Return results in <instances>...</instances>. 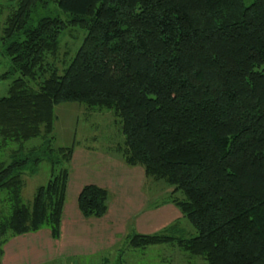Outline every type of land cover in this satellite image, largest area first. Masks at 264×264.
<instances>
[{
    "label": "trees",
    "instance_id": "16d2710c",
    "mask_svg": "<svg viewBox=\"0 0 264 264\" xmlns=\"http://www.w3.org/2000/svg\"><path fill=\"white\" fill-rule=\"evenodd\" d=\"M54 3L50 14L46 0H17L2 25L0 79L11 81L0 96V146L12 147L0 161V254L15 234L59 235L73 145L51 146L53 107L75 102L113 111L123 161L168 185L158 204L170 201L193 229L174 219L126 234L128 246L175 244L204 264H264V0ZM70 27L84 31L73 56L61 72L45 67ZM39 72L47 74L31 83ZM34 137L40 145L26 148ZM41 161L48 178L24 202L22 175ZM106 200L93 183L75 198L83 217L101 216Z\"/></svg>",
    "mask_w": 264,
    "mask_h": 264
},
{
    "label": "rangeland",
    "instance_id": "374dc122",
    "mask_svg": "<svg viewBox=\"0 0 264 264\" xmlns=\"http://www.w3.org/2000/svg\"><path fill=\"white\" fill-rule=\"evenodd\" d=\"M16 1L0 0V36L2 34V25L4 24L5 17L12 10L11 7L15 6ZM46 2L48 13L56 14L58 11L56 10L54 0H46ZM244 2L248 3L249 0H244ZM83 34L84 31L78 28L70 27L65 29L60 35V42L55 52L53 54H45L41 64L46 67V63L48 62L54 66L57 72H61V69L73 56ZM4 60L1 54L0 73L5 69V64H3ZM46 74V72L36 73L34 79L30 82L35 84L36 81H40ZM10 81L11 78L8 77L0 79V96L8 94ZM53 114L55 119L53 121L51 146L73 145L72 154L67 164L68 181L66 182L67 189H65L62 212L64 211V207L66 210V206L74 200L77 184L75 182L88 180L91 175H88V171L93 170L95 166H106V171L110 169L111 175L114 176L113 178L118 177V179H112L110 181L111 183H109L110 187L106 188V208L109 207L115 197H124L125 200L122 202L124 218L122 220L123 223H121L123 227L121 230L123 231L115 236L113 244L97 253L81 254L76 252L75 256H71L69 252H64L62 255L57 256V259L45 258L41 264H112L113 262L114 264H187L191 260L194 261V264H204L199 258L191 259L188 254L178 249L175 244L152 245L141 249L133 248L131 250L128 249L126 252L122 250L121 252H123L122 255L125 257V262L123 260L121 263H118L117 259L121 255V252L119 253V249L122 247L121 245L124 243L127 246L125 237L121 238L119 236L125 235L130 226L137 224L139 221L145 225L153 220L157 214L163 215L169 213L166 207L170 208L173 206L176 209L175 211L179 213L178 209L170 201L163 205L158 204V202L162 201L165 194H168L170 187L162 180L154 181L150 177H146L141 166H130L123 161L120 151H118L122 145L118 118L113 114L111 109L96 106L88 107L75 102H65L55 105L53 107ZM40 142V137H34L26 140L24 146L31 148L39 146ZM10 147L0 146V161L6 159ZM101 163L103 164L101 165ZM99 172L101 173V171ZM48 173L49 165L45 161H41L34 174L29 176L24 173L22 175L21 198L24 202L28 203L31 200L36 186L46 182ZM119 177L124 179L122 181L125 185L123 187L124 189L119 188L121 182ZM110 188L113 190H110ZM173 197L180 198V195L176 193L173 194ZM153 204H158V206ZM74 206L75 210H77L75 200ZM6 207L0 195V213H5ZM62 212L60 221L64 218ZM106 214L108 213L106 212ZM169 215L171 214L169 213ZM171 217L175 218L173 215ZM91 218L99 217L91 216ZM106 219H109V215ZM135 219H137V223ZM176 219L179 220V225L185 233L187 232L189 234L193 231L192 227L184 219L179 216ZM168 224H170L169 221L165 223H161L160 221L159 225L161 226L159 229L166 227ZM53 246L56 247L54 244ZM23 264H29V262L25 261Z\"/></svg>",
    "mask_w": 264,
    "mask_h": 264
},
{
    "label": "crops",
    "instance_id": "0c3cea01",
    "mask_svg": "<svg viewBox=\"0 0 264 264\" xmlns=\"http://www.w3.org/2000/svg\"><path fill=\"white\" fill-rule=\"evenodd\" d=\"M102 164L103 163H101V165ZM105 167L106 166H95L93 170H89L88 175H91L89 176V179L84 182L93 183L105 189L110 187V181L112 179H118V177L113 178L114 176L110 173L111 170L108 169V171H106ZM99 171H101V173ZM119 179H121L119 185V188L121 189L125 186L122 183L124 179L120 177ZM84 182H75L77 184L75 187L74 200L80 187L85 184ZM110 190L113 189L110 188ZM74 200L66 206V210L64 207V211L62 213L65 219H61L62 221L59 223V235L56 239H53L50 236L49 230L46 228H40L36 231L9 236L2 245L0 264H23L25 261H28L29 264H41L45 258L50 257L57 259V256L62 255L64 252H69V255L71 256H75L76 252L81 254L97 253L103 250V248L109 247V245L113 244L115 236L119 232L123 231L121 230L123 229L121 223H123L122 220L124 218V213H122V202L125 200L124 197H115L111 201L112 203L109 207L105 210L108 214L104 212L101 215L102 217L99 216V218L83 217L78 210H75ZM166 208L171 215L175 216V218H170L171 215H169V213L163 215L160 214L161 216L157 214L154 216L153 220L145 225L141 221L137 223V219H135L137 224L133 225L134 227L130 226L125 235H121L119 237H125L128 233H152L159 230L161 226L159 225L160 221L161 223L168 221L171 223L178 216L180 217V213L176 212V209L173 206ZM108 215L109 219L107 220L106 218ZM52 243L56 247H54ZM121 246L122 247H120L119 253L122 250L123 252H126L128 249H133L132 247H128V245L125 246L124 243ZM123 252H121L120 257L117 259L118 263H121L123 260L125 262V257L122 255ZM112 264H114V262Z\"/></svg>",
    "mask_w": 264,
    "mask_h": 264
}]
</instances>
